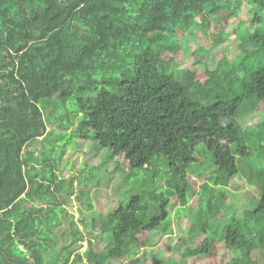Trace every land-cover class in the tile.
<instances>
[{
	"label": "trees",
	"instance_id": "1",
	"mask_svg": "<svg viewBox=\"0 0 264 264\" xmlns=\"http://www.w3.org/2000/svg\"><path fill=\"white\" fill-rule=\"evenodd\" d=\"M242 9L253 13L247 28L228 32ZM262 12L264 0H0V264L133 260L154 232L172 234L169 207L188 205L202 152L213 174L189 234L204 238L184 242L166 264H264ZM213 19L220 34L211 47L186 48ZM230 35L238 45L227 55L218 46ZM46 108L67 134L47 130ZM244 117L263 119L243 128ZM75 139L122 159L116 168L133 187L115 213L84 226L99 240L71 232L49 262L59 213L48 208L56 179L48 151L62 158ZM36 145L39 155L28 150ZM236 176L260 193L240 216L219 191ZM221 243L231 255L223 262Z\"/></svg>",
	"mask_w": 264,
	"mask_h": 264
},
{
	"label": "rangeland",
	"instance_id": "2",
	"mask_svg": "<svg viewBox=\"0 0 264 264\" xmlns=\"http://www.w3.org/2000/svg\"><path fill=\"white\" fill-rule=\"evenodd\" d=\"M245 9H242L238 18L231 20V23L227 26L228 32L238 27L241 29L247 28L245 22L253 17V13L247 14L248 12ZM262 15H264V12L261 13ZM260 29L264 33V23L260 24ZM219 34L220 24L213 19L210 29L197 31L193 37V42L186 48L190 51L196 49L206 51L211 47L214 36ZM237 45L238 40L230 35L218 48L223 50L225 54L231 55L235 52ZM56 113L57 111L52 108L44 110V116L49 117L47 130L67 134L68 131L57 128ZM262 119L263 117L255 119L244 117L241 121L243 128H249ZM96 146L97 143L92 139L88 141L75 139L66 148L65 155L62 158H57L54 152L48 151L56 174L55 183L50 185L47 192L52 201L48 208L57 206L58 208L55 210L59 213L57 222L53 227V230L59 236V244L55 249L43 255V258L49 262L52 261L62 247L70 244L72 240L71 232L78 230L84 233L88 240H99L98 238L101 235L98 232H93L92 236H89L88 232L94 230L91 227L85 229L84 226L99 216H108L115 213L133 187L132 178L123 175L116 168V164L121 163L122 159L113 158L110 150H97ZM28 150L39 155L43 150V146H32ZM196 150L201 151L202 146H198ZM199 159L201 161L200 167L196 166L195 169L189 171L188 175L194 191L193 195L190 196L188 205L182 208L172 203L169 207L172 234L165 236L159 232H154L151 244L141 247L133 260H127L122 264H132L134 260L140 264H166L168 259L177 256L184 242L188 246H195L197 242L204 238L203 234H189L191 226L194 224L192 216L201 203L198 192L201 185L210 182L209 179L213 174V171H207L210 161L209 155L202 152ZM165 172H167V169H165ZM142 179L143 175L139 173L136 181L137 186L141 184ZM45 185L46 183H43L42 186ZM140 187L143 189V186L140 185ZM219 191L226 196V205L235 209L237 216L254 207L260 195L258 190L246 183L241 176L234 177L228 188H219ZM90 206L91 209H89ZM48 208L44 209V212H49ZM105 237H103L104 241L106 240ZM86 249L87 243L85 241L82 243L80 252L83 253ZM134 249H137V247H134ZM218 251V258L221 262L231 257L222 243L218 245ZM186 262L187 264H207V259L205 257L188 258ZM108 264H117V262L110 261Z\"/></svg>",
	"mask_w": 264,
	"mask_h": 264
}]
</instances>
